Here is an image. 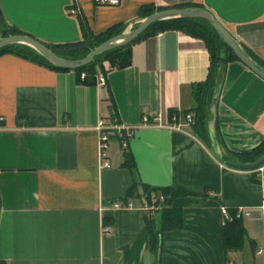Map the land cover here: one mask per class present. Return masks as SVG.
Returning a JSON list of instances; mask_svg holds the SVG:
<instances>
[{"label":"crops","instance_id":"crops-1","mask_svg":"<svg viewBox=\"0 0 264 264\" xmlns=\"http://www.w3.org/2000/svg\"><path fill=\"white\" fill-rule=\"evenodd\" d=\"M188 7L209 12L264 65V0H0V38L11 29L43 45L74 44L128 32L147 17L143 10ZM128 53L127 66L97 69L104 86L0 55V264H264V186L251 171L220 163L186 121L192 86L208 74L205 42L166 30L135 40ZM214 111L221 152L254 150L264 140V80L229 62ZM100 119L132 130L126 148L111 138L103 158ZM143 187L207 194L172 199L181 226L161 234L158 254L143 199L110 209ZM222 209L244 230L238 249L224 248ZM156 211L150 217L158 222Z\"/></svg>","mask_w":264,"mask_h":264},{"label":"trees","instance_id":"trees-1","mask_svg":"<svg viewBox=\"0 0 264 264\" xmlns=\"http://www.w3.org/2000/svg\"><path fill=\"white\" fill-rule=\"evenodd\" d=\"M200 8V7H195ZM162 11V10H161ZM153 10H143L142 14L144 16H150ZM166 30H180L193 37L202 39L210 54V63L208 67V74L206 79L202 83L194 84L192 86V97L194 100V108L187 113L192 116V122L190 124L192 132L199 138L204 145L214 154L211 147V140L209 136V123L213 122L214 136L217 140L216 128L214 127L215 111L212 110L214 103L218 97L221 88V76L225 66L232 61H238L234 56L233 52L224 44L221 38L217 35L214 29L204 20L193 19V20H172L154 24L149 29L141 35L138 39L154 35L158 32ZM14 35H22L16 30H5L1 33V37H9ZM120 34L113 33V29L108 30L106 33L101 34L97 37H86L84 41L74 44H67L61 46H46L54 55L65 60H80L84 58L93 49L104 43L105 41L118 36ZM129 46H124L118 49H114L102 55H99L91 61L88 65L73 70L77 74L78 82L82 85H95V78L97 75V69H99L103 62H107L110 68H123L129 64ZM244 48V47H243ZM245 49V48H244ZM245 51L248 55L255 60L260 66L264 68V65L255 58L247 49ZM3 53H14L20 57L28 58L32 61H36L52 70L56 71H71L56 68L48 64L39 54H37L33 49L27 46H11L4 48L0 51V55ZM85 73L86 76L83 80L80 79V74ZM215 99V100H214ZM170 116L172 117L175 112L170 111ZM219 149V146H218ZM219 157L216 159L222 163L225 167L226 164H236L243 166H250L256 164L258 161L264 158V140L263 142L254 150L248 153H231V152H221L219 150ZM215 155V154H214ZM127 158V157H126ZM129 158V157H128ZM262 177L264 185V165ZM257 170V169H256ZM256 170H251V176L255 183L260 184V174ZM188 196L195 202H200L207 198V194L202 196H193L185 192L174 190L171 188H148L143 187V192L137 195L134 192V188H131L126 196L121 199V201L127 202L133 198H140L145 201L148 206L158 207L159 211V221L156 222L154 217L151 216V211H148L149 215L146 221V227L149 235V243L152 250L157 254L160 249V238L164 231L178 229L181 226V214L178 210L171 207V201L175 197ZM227 214L230 218L226 220L223 228V245L226 250L238 249L241 246L242 238L244 235V230L241 224L235 217L234 212H229ZM157 212V211H156ZM155 212H153L154 215Z\"/></svg>","mask_w":264,"mask_h":264},{"label":"water","instance_id":"water-1","mask_svg":"<svg viewBox=\"0 0 264 264\" xmlns=\"http://www.w3.org/2000/svg\"><path fill=\"white\" fill-rule=\"evenodd\" d=\"M199 19L206 21L221 38L224 44L233 52L236 59L243 64L247 69L256 74L259 78L264 80V68L253 60L245 49L232 38L222 25L207 11L201 8L188 7L180 9H168L155 12L143 19L140 24L134 29L115 36L95 49L89 52L84 58L80 60H65L54 55L46 46L38 41L22 35H14L0 38V51L11 46H27L39 54L48 64L56 68L64 70H76L91 63L93 58L118 49L133 43L137 38L143 35L149 27L161 22L172 20H193ZM215 100V99H214ZM212 110L214 107L212 106ZM209 136L211 140V147L216 157H219V149L216 138L214 136L213 122L209 123ZM264 165V158L254 165L243 166L236 164H226V167L236 171H251L256 170Z\"/></svg>","mask_w":264,"mask_h":264},{"label":"built area","instance_id":"built-area-1","mask_svg":"<svg viewBox=\"0 0 264 264\" xmlns=\"http://www.w3.org/2000/svg\"><path fill=\"white\" fill-rule=\"evenodd\" d=\"M96 5H100V6H117L119 4V0H94ZM110 67V66H109ZM110 68H107V70H109ZM86 74L82 73L80 74V79L83 80L85 78ZM106 83L105 77L100 75V76H96L95 78V84H99L101 86H104ZM186 121L188 124H191L192 122V116L191 115H187L186 116ZM144 124L146 125H151V126H156L155 123H151L149 122L148 119L144 118ZM167 127V126H166ZM168 128V127H167ZM175 130H179L178 127H169ZM97 131L99 133V138H98V149L100 152V157L103 158V151L106 150L108 142L111 138L115 137V138H119V139H123V141L121 142V146L122 148H126V141L128 138H130L131 136V132L132 130L129 128H124L122 126H119L117 124H109L106 123L105 120L100 119L97 125ZM103 167L104 168H109V165L107 163H103ZM256 172H258L260 174V184L262 186L263 185V177H262V172H263V167H260L256 170ZM128 208H132V204L130 202H124V201H114L110 204V209L112 210H118V209H128ZM144 209L146 211H151L152 214L153 212H155L158 207H153V206H148L145 203ZM222 216L224 219V222L226 220L230 221V218L227 214V211L225 209H222ZM260 252H258L259 254Z\"/></svg>","mask_w":264,"mask_h":264}]
</instances>
